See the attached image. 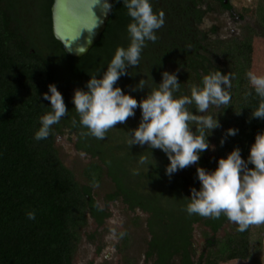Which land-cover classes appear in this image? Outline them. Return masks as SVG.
I'll return each mask as SVG.
<instances>
[{
  "label": "trees",
  "instance_id": "obj_1",
  "mask_svg": "<svg viewBox=\"0 0 264 264\" xmlns=\"http://www.w3.org/2000/svg\"><path fill=\"white\" fill-rule=\"evenodd\" d=\"M52 1L0 0V264H72L79 229L89 219L99 226L110 215L93 194V187L103 177L112 184L105 203L120 200L130 211L148 213L145 221L150 239L145 258L153 259L151 264H201L202 259L204 264H218L244 257L249 250V229L238 231L237 225L223 215L212 219L190 216L185 211L190 188L200 187L197 165L169 178L165 174L168 157L158 149L153 150L157 164L149 165L148 171L137 163L140 155L152 152L147 145L129 149L127 144L130 129L140 122L139 108L135 117L110 129L102 140L83 135L88 130L81 126L75 110L74 90H87L90 76L98 71L102 74L116 49L129 45L127 26L131 18L122 0H112L111 13L99 39L79 57L67 54L53 35ZM203 1L150 0L154 12L163 11L164 26L156 31L154 43L146 42L139 68L129 69L134 76H122L117 84L139 101L150 89L134 92L130 86L142 77L157 87L152 78L159 84L163 71L176 72L180 91L175 95L180 96L190 95L193 86H202L206 74L218 70L232 74L231 106H213L207 113L218 116L221 124L208 137L215 144V156L209 158L208 151L200 154L199 166L212 171L219 158L237 146L246 160L256 134L264 131V120L250 119L261 102L247 78L254 38L222 41L206 36L190 19L204 11L197 8L192 14L189 10L191 6L200 7ZM215 1L222 8H232L228 0ZM261 19L264 21V17ZM189 44H193L192 48ZM50 83L62 93L68 112L52 126L47 139L36 140L40 118L52 111L50 102L42 100ZM249 92L252 94L246 95ZM188 107L195 113L194 105ZM230 127L238 129V133L221 145L220 140ZM65 131L68 139L74 137V148L90 158L83 169L82 183L64 165L54 145L56 133ZM29 211L35 213V219L28 218ZM195 224L207 229V250L202 251L196 263L191 259L195 255ZM225 224L232 232L217 238ZM119 235L128 243V236ZM86 236L93 238L94 234Z\"/></svg>",
  "mask_w": 264,
  "mask_h": 264
},
{
  "label": "clouds",
  "instance_id": "obj_2",
  "mask_svg": "<svg viewBox=\"0 0 264 264\" xmlns=\"http://www.w3.org/2000/svg\"><path fill=\"white\" fill-rule=\"evenodd\" d=\"M131 18L127 26L130 43L118 47L113 58L102 74L91 75L86 89L74 90L73 104L80 118V124L96 139H104L106 133L118 124L127 123L135 117L137 108L141 111L138 126L130 129L127 144L147 145L150 154L140 155L137 163L148 166L157 161L153 150L163 151L169 160L165 174L171 178L176 172L197 165L196 179L199 189L190 188V200L185 207L188 215L219 219L222 215L244 232L252 226L264 225V131L258 132L245 160L237 146L220 157L217 167L209 171L199 166L200 154L215 146L208 137L221 124L216 116L208 115L211 107L226 109L231 106L232 74L215 71L202 78V86H193L190 95H175L180 91V82L176 72L163 71L162 80L157 84L153 78L152 87L148 80L141 78L130 86L131 91L150 89L146 97L139 101L123 91L117 82L122 76H134L130 68H139L142 50L147 41L157 40L156 31L164 26L163 11L154 12L150 0H122ZM136 75V74H135ZM147 74H145L146 76ZM247 78L261 102L252 111L251 118L264 120V75L249 71ZM252 93H246L251 95ZM42 100L50 102L52 111L40 118V127L35 139H47L52 126L58 124L67 114L68 107L62 93L55 84L48 85V92ZM195 106V113L189 109ZM239 115L240 111H236ZM73 123L76 121L73 119ZM195 126V131H193ZM238 133L236 128H228L220 143L223 145L229 136ZM252 165V167H249ZM135 173L136 170L133 169ZM29 219H35V213H27Z\"/></svg>",
  "mask_w": 264,
  "mask_h": 264
},
{
  "label": "rangeland",
  "instance_id": "obj_3",
  "mask_svg": "<svg viewBox=\"0 0 264 264\" xmlns=\"http://www.w3.org/2000/svg\"><path fill=\"white\" fill-rule=\"evenodd\" d=\"M230 3L233 5L235 12L245 13L248 16L247 22H252L250 26L247 24V29L255 26L253 34H251L252 37L256 32L258 34L259 40L254 39L253 41V52L250 55L248 72L252 71L257 75H264V21L261 19V17H264V0H230ZM202 5H209L210 9L208 10H211L209 14H206L204 22L208 24L216 23L222 27L224 18H227L228 14L219 3L215 0H205ZM236 27L231 26L229 28ZM238 32L240 37L242 34H246L245 30H238ZM74 141V137H72V140L67 138L66 131L64 134L56 133L54 137V145L62 162L73 172L75 178L82 183L85 179L83 169L90 158L85 157L82 152L74 148ZM210 144L215 146L213 141ZM213 151L210 148L206 154L211 159L215 156ZM111 187L110 180L105 177L98 185L93 187L95 200L100 207L109 210L110 216L101 226L94 224L89 219L87 225L79 229V241L72 258L73 264H126L127 261H131L132 264H147L144 261L147 241L150 239L145 222L147 215L140 211H129L120 201L105 203L104 197L112 191ZM136 217L138 218L136 219ZM205 231L207 229L199 224L194 226L193 242L198 249L197 253L200 252L201 245L204 244ZM91 232L96 233L94 241L89 240L86 236ZM229 232H232L231 227L225 224L219 229L216 237L222 238ZM118 233L128 236V243L124 242L123 244ZM247 236L249 251L244 257H241V259L236 257L235 260H227L218 264H264V225L250 227ZM98 247H100L99 250H97Z\"/></svg>",
  "mask_w": 264,
  "mask_h": 264
},
{
  "label": "water",
  "instance_id": "obj_4",
  "mask_svg": "<svg viewBox=\"0 0 264 264\" xmlns=\"http://www.w3.org/2000/svg\"><path fill=\"white\" fill-rule=\"evenodd\" d=\"M111 8L112 0H53V35L67 54L82 56L99 39Z\"/></svg>",
  "mask_w": 264,
  "mask_h": 264
},
{
  "label": "flooded vegetation",
  "instance_id": "obj_5",
  "mask_svg": "<svg viewBox=\"0 0 264 264\" xmlns=\"http://www.w3.org/2000/svg\"><path fill=\"white\" fill-rule=\"evenodd\" d=\"M228 1L230 3V0H228ZM230 5L232 6V8H230V9L223 8V10L228 15H227V18H224V25L222 27H220L216 23H209L208 24V23H205L204 22L206 20V14H209L211 12V10H207V7L208 6H203V5H201L200 7L199 6H191L189 8V10H190V12L192 14L194 13L195 9H197V8L201 9L202 11H204V14H201V15L200 14H197V15L194 16V18L191 17L190 18L191 19V23H192L193 26H196L200 31H202L206 36H208V37H210L212 39H219V40H222V41H233L234 39H244L246 37H249V38H254V39L257 40L258 39V34H256L257 32L253 35V37L251 35V34H253V28L255 26L254 27H250L248 29L246 28L247 24H249V26L252 24V22H247L248 16H246V14L245 13H242V12H235L234 9H233V5L231 3H230ZM231 26H237V27L236 28H233V29L232 28H229ZM228 28H229V30L227 31ZM238 30H241V31L242 30L243 31L245 30L246 31V34H242V36L240 37V35H239L240 33L238 32ZM187 44H188V42H187ZM189 46L192 48L193 44H189ZM82 154L85 155L83 152H82ZM85 157H87V156L85 155ZM114 201H120V200H114ZM109 202H111V201H109ZM124 206H125L126 209H128L126 205H124ZM135 211H140V212L146 214L147 215L146 216V219H147L148 213H146V212H144L142 210H139V209H135ZM135 211H131V212H135ZM109 216L104 219L103 223L105 222L106 219L109 218ZM91 221L94 224L98 225L92 219H91ZM101 225H99V226H101ZM146 228H147V226H146ZM94 232H92V233L94 234ZM95 234H94V236H95ZM118 236L120 237L119 233H118ZM88 239L91 240V241H94L95 240L94 237L93 238H88ZM122 243L124 244V239L123 238H122ZM193 247L195 248V255L194 256H191V259L194 260V262L196 263L197 262L196 260L198 259V257L202 253V251L203 250L204 251L207 250L206 249V241H204V244L201 245V249H200V252L199 253H197L198 252V249H197V247H196V245H195L194 242H193ZM99 248L100 247H98L97 250H99ZM248 249H249V243H248ZM205 253H207V251ZM144 261L147 264H148V262H150L149 264H151L152 261H153V259L151 260L149 258L148 260H146V258L144 257ZM202 261L203 262L201 264H204V259H202ZM72 264H73V261H72Z\"/></svg>",
  "mask_w": 264,
  "mask_h": 264
}]
</instances>
